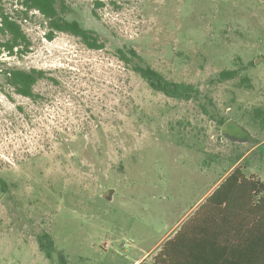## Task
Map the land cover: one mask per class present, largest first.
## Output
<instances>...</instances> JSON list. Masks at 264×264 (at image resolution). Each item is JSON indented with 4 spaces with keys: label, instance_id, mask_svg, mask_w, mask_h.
I'll return each mask as SVG.
<instances>
[{
    "label": "rangeland",
    "instance_id": "rangeland-1",
    "mask_svg": "<svg viewBox=\"0 0 264 264\" xmlns=\"http://www.w3.org/2000/svg\"><path fill=\"white\" fill-rule=\"evenodd\" d=\"M59 1L103 48L48 40L37 11L0 2L30 40L0 51V264H152L171 220L240 154L264 180V0ZM125 46L199 95L154 91L116 56ZM10 68L45 72L38 97L14 92ZM43 232L63 261L40 250Z\"/></svg>",
    "mask_w": 264,
    "mask_h": 264
},
{
    "label": "trees",
    "instance_id": "trees-1",
    "mask_svg": "<svg viewBox=\"0 0 264 264\" xmlns=\"http://www.w3.org/2000/svg\"><path fill=\"white\" fill-rule=\"evenodd\" d=\"M15 2L19 6L15 12H20L24 18L29 16L30 11H37L43 17L47 28L45 37L48 40H51L56 32H66L79 37L88 48L104 47V43L93 30L81 26L75 19L68 20L64 17L65 5L62 1L15 0ZM0 34L2 36L0 51L9 54L28 52L30 46L28 36L16 17L7 12L1 4ZM115 54L144 79L151 89L167 97L190 100L200 93L193 84L170 80L157 69L145 64L142 56L131 46L117 47ZM236 74L235 69H228L220 71L218 75L220 79H227L235 77ZM5 75L7 84L14 87L17 94L31 99L38 97L34 92V86L45 78V72L36 68L28 70L10 68ZM0 182L3 181L0 179ZM206 206L212 207L215 213L220 211L222 221L229 222L230 218L235 219L236 224L232 226L229 224L219 226L220 234L224 233L233 242L232 246L224 248L226 250L223 253L228 257H182V255L178 257L180 254L176 253V249L183 224L173 238H168L161 244L159 250L152 256V264H264V180L255 174L246 175L244 166L239 164L219 183L195 213ZM37 241L46 257H51L54 252L59 257H64L61 251L56 250L48 232L39 234Z\"/></svg>",
    "mask_w": 264,
    "mask_h": 264
},
{
    "label": "crops",
    "instance_id": "crops-1",
    "mask_svg": "<svg viewBox=\"0 0 264 264\" xmlns=\"http://www.w3.org/2000/svg\"><path fill=\"white\" fill-rule=\"evenodd\" d=\"M262 142H264V139L257 142L253 147H257ZM240 155H242V158L246 154ZM241 158H237L234 164L229 166L226 170H223V173L218 176L206 190L198 195H193L186 208L183 209L182 213H180L175 220H171L172 222L169 228L154 244L153 255L159 250L161 244L168 238H173V235L184 224L182 229H180V241L178 242L176 249V253L180 254L178 257H181V255L182 257H228L223 251L226 250L224 248L232 246L233 242L230 238H227L224 233L223 235L222 233L220 234L219 226L222 224H229L232 226L236 224L235 219L230 218L229 222L222 221L220 211L215 213L212 211V207L209 206L198 210L196 213L195 211L204 203L207 197L214 191L228 173L231 172L235 166L241 164ZM245 174L250 175L255 173L250 172ZM190 194L191 193H185L183 196L179 195V198H187L189 200ZM170 206L173 215V201ZM217 210H219V208H217ZM171 257H173V243L171 245Z\"/></svg>",
    "mask_w": 264,
    "mask_h": 264
},
{
    "label": "flooded vegetation",
    "instance_id": "flooded-vegetation-1",
    "mask_svg": "<svg viewBox=\"0 0 264 264\" xmlns=\"http://www.w3.org/2000/svg\"><path fill=\"white\" fill-rule=\"evenodd\" d=\"M13 69H14V68H13ZM11 88H13V90H14V92H15L14 87L11 86ZM15 93H16V92H15ZM58 260H59V261H63L62 257H58Z\"/></svg>",
    "mask_w": 264,
    "mask_h": 264
}]
</instances>
